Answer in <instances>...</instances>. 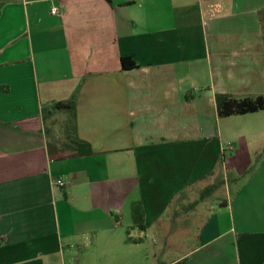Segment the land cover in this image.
Returning <instances> with one entry per match:
<instances>
[{"label":"crops","instance_id":"obj_1","mask_svg":"<svg viewBox=\"0 0 264 264\" xmlns=\"http://www.w3.org/2000/svg\"><path fill=\"white\" fill-rule=\"evenodd\" d=\"M261 10L264 0H0V264H264V110L220 118L216 105L264 97ZM123 57L140 68L122 71ZM72 98L93 154L52 159L42 107ZM204 185L201 200L226 197L194 247L160 262L149 244L170 243L166 215L182 202L188 216Z\"/></svg>","mask_w":264,"mask_h":264},{"label":"trees","instance_id":"obj_2","mask_svg":"<svg viewBox=\"0 0 264 264\" xmlns=\"http://www.w3.org/2000/svg\"><path fill=\"white\" fill-rule=\"evenodd\" d=\"M111 2V0H107ZM259 22L262 27L264 42V10L259 11ZM122 71L137 70L140 65L131 57L121 59ZM216 105L220 118L242 116L264 110V97L236 99L232 96L219 94ZM42 117L46 129L48 153L52 159L74 158L93 154L92 146L80 139L78 135L76 100L54 102L42 107ZM0 126L2 123L0 122ZM217 186L209 188L212 193ZM134 223L141 230H145L144 215L141 206L133 209ZM128 242L132 241L130 238Z\"/></svg>","mask_w":264,"mask_h":264},{"label":"rangeland","instance_id":"obj_3","mask_svg":"<svg viewBox=\"0 0 264 264\" xmlns=\"http://www.w3.org/2000/svg\"><path fill=\"white\" fill-rule=\"evenodd\" d=\"M219 186V184H218ZM206 187V185L201 186V188L195 187L192 191V200L193 202H198L195 210H191L188 212V216L185 215V211L181 210L182 202H178L175 204L168 214L166 215V220H170V229L167 230L170 233V243L163 244L162 241H158V243L153 244L152 242L149 244V249H156L153 254L160 259V262L167 263L170 259L182 255L187 252L189 249L194 247L197 243V236L199 234L200 226L205 223L207 217H209L212 212L210 210L211 205L217 203L215 199H222L225 196V189H220L217 192H213L209 197H205L203 200L200 199L201 193L203 191L202 188ZM188 203L191 202V198L185 200ZM219 202V201H218ZM205 210V212H204ZM177 215L179 218H177ZM167 223L166 221H162L161 226ZM156 231V228H155ZM159 249V251L157 250ZM79 253V252H77ZM73 254V253H72ZM74 259L70 260L67 256L65 257V264H77V258L80 261V264H92L93 260L90 257L86 256L85 258L80 255L75 254ZM156 259V258H155ZM151 261V258L149 262ZM153 264H159L157 260L152 259ZM97 264V262H96Z\"/></svg>","mask_w":264,"mask_h":264},{"label":"built area","instance_id":"obj_4","mask_svg":"<svg viewBox=\"0 0 264 264\" xmlns=\"http://www.w3.org/2000/svg\"><path fill=\"white\" fill-rule=\"evenodd\" d=\"M58 13H59V12H58V9H57V8L52 9V14H53V15H57ZM229 150H233V147L230 146V147H229ZM57 184H58V186H60V187H63V186L65 185V183L62 182V181H58Z\"/></svg>","mask_w":264,"mask_h":264}]
</instances>
